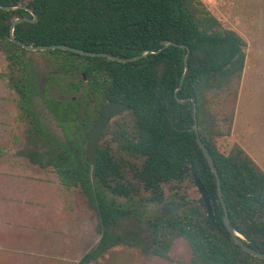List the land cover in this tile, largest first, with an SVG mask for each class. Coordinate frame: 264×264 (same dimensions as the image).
<instances>
[{"label": "trees", "instance_id": "obj_1", "mask_svg": "<svg viewBox=\"0 0 264 264\" xmlns=\"http://www.w3.org/2000/svg\"><path fill=\"white\" fill-rule=\"evenodd\" d=\"M0 4H23L37 15V21L15 26L16 39L27 44L64 43L132 57L161 49L162 40L174 42L128 62L61 49L37 51L50 54L55 69L63 71L61 77L81 75L80 82L54 78L55 85L75 97L63 101L44 94L63 127L61 139L34 116L27 86L29 51L9 38L15 18L34 15L25 8H0V51L8 60L9 85L21 95L32 118L29 132L47 148L42 155L52 159L62 184L80 186L90 194L101 187L124 195L140 188L151 191L163 202L152 224L153 255L171 258L174 241L182 237L191 247L189 264H264V259L232 240L224 225L217 180L194 129L195 103L198 131L219 172L231 224L245 243L264 252V170L243 148L225 153L216 142L232 129L247 56L243 36L224 27L202 0H0ZM188 50V70L176 94ZM112 102L125 103L128 109L103 133L112 127L116 149L99 144L94 164L87 154L90 133ZM195 174L208 193L213 217L202 197L162 199L163 183L186 177L195 182ZM96 201L101 223L108 225L112 220L108 204L103 198ZM107 245L103 236L78 264H101L97 255Z\"/></svg>", "mask_w": 264, "mask_h": 264}, {"label": "rangeland", "instance_id": "obj_2", "mask_svg": "<svg viewBox=\"0 0 264 264\" xmlns=\"http://www.w3.org/2000/svg\"><path fill=\"white\" fill-rule=\"evenodd\" d=\"M202 1L224 27L236 30L247 41L246 64L242 75L245 86L244 93L248 97L246 100L248 102L247 111L242 113V105L241 113L237 117V97L231 132L228 135L216 137V142L223 152L230 153L235 147L243 148L240 144V128L250 127L252 130L255 126H259L258 132L252 130L249 133H243L246 139L252 135L243 149L254 160H257V163L264 166V130L262 132L260 129L261 125L264 129V0ZM25 56L28 65V98L34 116L39 119L48 133L63 139L65 136L63 127L51 114L44 94L49 98L63 101L75 97L77 94L64 91L58 84L55 85L54 78H60L63 71L55 69L50 54L29 51ZM9 76L8 60L0 51V125L3 124L5 127L6 139L10 138L11 132L15 129V133L21 141L19 149H16L19 151L17 153L34 160L29 165L32 167L35 165V170L40 174L47 173V176H51L53 186H65L53 166L52 159L47 155H42L44 151H47V148L42 146L29 132L31 115L27 113L21 95L10 87ZM64 78H75L80 82L81 75L64 76ZM79 92L81 93L82 89ZM125 115L126 113L117 115L113 120L123 119ZM252 133H256L258 136L255 137ZM241 143L243 144V142ZM8 144L11 147L9 142ZM99 144L116 149L117 143L113 139L112 127L101 137ZM127 174L131 175L132 173ZM111 184H115V182ZM76 187L82 189L80 186ZM82 193L79 197L84 199L86 208H88L87 216L92 220L91 227H94V234L90 242L94 246L89 252L96 249L103 236L108 240V245L97 255V261L101 264H189L192 255L191 247L188 241L182 237L174 241L169 252L171 258L151 253L152 224L159 216L163 204L151 191L140 188L124 195L117 194L108 187H101L100 190L96 189L93 194L84 189H82ZM175 197H183L188 201L198 200L201 197V192L192 177L163 183V201ZM96 198H103L108 204L107 210L112 215V220L108 225L101 223ZM118 208L120 209L119 213Z\"/></svg>", "mask_w": 264, "mask_h": 264}, {"label": "crops", "instance_id": "obj_3", "mask_svg": "<svg viewBox=\"0 0 264 264\" xmlns=\"http://www.w3.org/2000/svg\"><path fill=\"white\" fill-rule=\"evenodd\" d=\"M244 91L242 78L237 117L242 105V113L247 111L248 97ZM258 127L252 130L258 132ZM4 130L1 124L0 264H78L94 246L90 243L94 234L92 220L87 216L84 199L79 197L83 194L82 189L53 186L51 176L40 174L35 165H29L34 160L17 153L21 141L15 129L8 139ZM252 130L250 127L239 129L243 148L252 137L245 135L246 139L243 133ZM259 165L264 170V166Z\"/></svg>", "mask_w": 264, "mask_h": 264}, {"label": "water", "instance_id": "obj_4", "mask_svg": "<svg viewBox=\"0 0 264 264\" xmlns=\"http://www.w3.org/2000/svg\"><path fill=\"white\" fill-rule=\"evenodd\" d=\"M0 8L4 9V10H14L17 8H25L27 10H29L30 12L33 13L32 9L27 7L26 5L23 4H18V5H3L0 4ZM34 18L30 19L27 16H21V17H17L13 20L11 27H10V35L9 38L10 40L17 42L19 44H21L26 50L28 51H46V50H54V49H61V50H69L72 52H76L82 55H87V56H102V57H107L110 60H117V61H121V62H128V61H135L137 59H140L142 57L147 56L149 53H156L159 52L162 48L167 47L171 44H174V42L170 41V40H162L161 44H162V48L159 50H154V49H146L143 50L139 55L137 56H132V57H123V56H119V55H115V54H111L109 52H104V51H89V50H84L82 48H78L75 46H71L68 44H64V43H55V44H40V45H32V44H27L25 42H22L20 40H17L15 35H14V29L15 26L18 23H21L23 21H37L38 17L35 13H33ZM184 46V45H181ZM188 56H189V50L188 53L185 56V70L183 73V76L180 80V86L176 89V94L178 92V90L180 89L182 83H183V79L187 73L188 70ZM128 109V106L125 103L122 102H112L110 104H108L105 108V110L102 112V114L99 116L98 120L96 121V123L94 124L92 130H91V135H90V139H89V144H88V149H87V154L90 158V160L92 161V163H96L97 162V153H98V145L100 142V139L107 127V125L112 121V119L114 117H116L117 115H119L122 112H125ZM196 112H197V106L194 103V113H195V124H194V129L196 131V139L197 142L200 146V148L202 149L213 173L215 174L216 180H217V188H218V195H219V199L220 202L222 204L223 207V222L224 225L226 226L227 230L229 231L232 240H234L237 244H239L241 247H243L246 251H248L249 253H251L254 256H257L259 258L264 259V252L259 251L251 246H249L247 243L244 242V240L246 239L243 235H241L237 229L231 224L230 221V217H229V210L225 201V198L223 196V191H222V183H221V178L219 175V172L217 170V167L214 163L213 157L210 154L208 147L206 146V144L203 142V140L201 139V136L199 134L198 131V122H197V116H196ZM195 183L197 188L199 189V191L201 192V197L203 199L204 205L208 211V214L210 217H213V207L211 205V201L210 198L208 196V193L205 189L204 184L201 182V180L199 179V177L195 174Z\"/></svg>", "mask_w": 264, "mask_h": 264}, {"label": "flooded vegetation", "instance_id": "obj_5", "mask_svg": "<svg viewBox=\"0 0 264 264\" xmlns=\"http://www.w3.org/2000/svg\"><path fill=\"white\" fill-rule=\"evenodd\" d=\"M60 78H62V77H60ZM63 78H64V77H63ZM83 78H87L85 74L83 75ZM98 118H99V117H98ZM114 118H115V117H114ZM114 118H113V119H114ZM113 119H112V120H113ZM97 120H98V119H97ZM107 126H108V125H107ZM106 128H107V127H106ZM105 130H106V129H105ZM90 135H91V133H90ZM89 139H90V137H89ZM88 144H89V142H88Z\"/></svg>", "mask_w": 264, "mask_h": 264}]
</instances>
